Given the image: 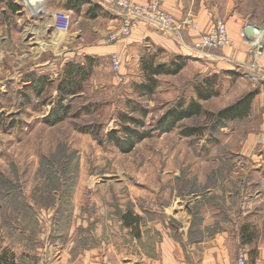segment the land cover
I'll return each mask as SVG.
<instances>
[{
  "label": "rangeland",
  "instance_id": "rangeland-1",
  "mask_svg": "<svg viewBox=\"0 0 264 264\" xmlns=\"http://www.w3.org/2000/svg\"><path fill=\"white\" fill-rule=\"evenodd\" d=\"M41 1L28 0L36 4L33 10ZM72 31L71 25L68 30L62 27L56 31L34 24L25 34L22 30L15 33L5 45L1 40L5 27L0 29V248L11 251L17 264H37V253L44 244L54 241L55 236L63 240L71 231L86 235L88 229L82 225L92 224L95 229L99 218L92 217L104 211L125 214L132 222L139 217L146 248L160 241L159 231L155 238L150 234L155 223L161 229L166 222L170 224L177 230L175 238L181 240L183 230L187 240H196L202 216L200 207L191 203L202 196L214 202L219 175L212 172V166L221 164L217 166L228 169L235 165L240 171L244 167L239 160L231 164L242 146L243 135L222 132L224 122L216 120L214 113L232 99L236 89H246L245 79L219 73L213 80L220 96L201 101L202 108L211 113L209 117L185 118L174 129L160 131L158 124L166 110L195 94L198 81L203 79L199 65L186 60L176 74L155 75L154 88L147 94L136 84L145 82L144 74L149 73L145 64L160 62L146 58L141 61V72L118 81L109 59L92 58L90 73L79 92L63 101L69 107L65 117L51 123L46 118L59 99L56 88L72 55L70 50L78 52L71 57L74 62L83 64L87 57L81 54L82 46L65 42ZM55 42V46L61 44L57 53L61 49L63 55L68 54L62 60H50L46 72L39 73L47 79V85L39 93V84L23 86V81L32 79L29 71L23 70L33 59L30 57H52ZM37 48L43 50L38 52ZM125 126L137 127L148 136L132 148L122 149L113 139L118 137L127 146ZM186 126L201 127L202 134L184 136L181 130ZM230 126L233 129L235 124L227 123L226 128ZM112 132L114 136H108ZM251 145L263 151L255 141ZM223 153L225 165V160L222 163L218 158ZM200 170L209 173L206 180H199ZM224 171L221 176L228 179L229 173ZM239 174L240 186L245 178ZM237 190L240 197L235 199L242 200V190Z\"/></svg>",
  "mask_w": 264,
  "mask_h": 264
},
{
  "label": "crops",
  "instance_id": "crops-1",
  "mask_svg": "<svg viewBox=\"0 0 264 264\" xmlns=\"http://www.w3.org/2000/svg\"><path fill=\"white\" fill-rule=\"evenodd\" d=\"M73 1L44 0L33 10L25 5V0H0V29L5 27L6 31L1 40L8 45L15 33L22 30L25 34L26 29L34 24H43L44 29L54 27L56 31L62 27L68 30L71 25L73 33L65 42H75L79 48L82 46L81 54L91 59H109L111 54H117L124 78L141 72V61L146 58L169 63L175 57L182 56L199 65L203 78L216 75L217 79L219 73L226 72V75L239 80L245 79L246 89H236L231 95L232 99L218 110L236 103L249 92L254 94L245 116L223 120L222 132L243 135L242 146L234 154L231 164L239 160L244 167L240 171L235 165H229L228 169L217 166L221 164L212 166V172L219 175L215 180L218 183L214 188V202H208L202 196L191 203L200 207L202 216L201 225L195 232L196 240H187L183 230L180 232L181 240L175 238L177 230L175 232L170 224L166 222V227L161 229L155 223L150 234L155 238L159 231L160 241L146 248V244L142 243L143 231L138 227L139 217L127 224L125 214L118 216L104 211L92 217L99 218L95 229L92 224L90 227L82 225L88 229L86 235L71 231L72 234L63 240L55 236L54 241L44 244L37 253V264H237L238 252L241 250L246 253V264H264V152L257 151L251 145L254 141L258 145L259 134L264 131V81L260 82L258 78V81H253L246 75L253 64L264 69V0H161L162 7L172 14L175 22L191 16L197 28L184 27L180 37H175L166 29L141 23L129 37L110 44H105L102 37L119 26L118 12L105 7L96 9L93 7L96 4L87 0H80L76 6H72L69 2ZM133 1L143 3L147 0ZM219 16L225 22L231 45L216 50H195L193 44L199 40L200 34L210 30ZM78 23L80 27H76ZM246 23L260 31L262 40L259 41L261 52L253 64L252 46L243 34ZM87 29L90 30V36ZM79 31L83 34L73 35ZM89 38L92 40L89 41ZM57 46L53 49V56L48 59L34 60L39 54L30 57L33 59L23 70L44 74L50 60L59 61L68 54L63 55L61 49L57 53ZM40 48L36 51L43 50ZM71 53L78 52L70 50ZM71 57L69 61H73ZM29 79L22 82L23 86L31 85L32 79ZM219 93L220 90L217 96H220ZM189 98L198 99L196 93ZM198 101L201 103L202 100ZM227 123L235 124L234 128H226ZM224 154L218 157L219 162L223 163L227 159ZM223 168L229 173L228 179L221 176L226 173ZM238 174L245 178L240 186L237 184ZM208 175L207 171L200 170L199 180H206ZM239 187L243 199L237 201L235 198L240 197L237 195ZM244 190L247 192L244 193ZM227 215H230L229 219ZM206 225L214 227L213 230L206 229Z\"/></svg>",
  "mask_w": 264,
  "mask_h": 264
},
{
  "label": "trees",
  "instance_id": "trees-1",
  "mask_svg": "<svg viewBox=\"0 0 264 264\" xmlns=\"http://www.w3.org/2000/svg\"><path fill=\"white\" fill-rule=\"evenodd\" d=\"M80 0H74L73 2H69L72 6H76ZM92 59L90 57L84 58V63L68 61L64 67L62 72V77L60 78L57 84V92H58V100L55 102L56 107L51 109L49 115L46 120L51 123H56L57 121L62 120L65 117L67 110L69 109L68 103L63 102L67 97L73 96L78 93L81 89V84L87 78L91 69ZM186 59L182 56L175 57L169 63H150L145 64L147 66V70L149 73L144 74L145 82H141L136 84V87L140 88L143 93L150 94L154 88V76L157 74H176L178 73L185 65ZM146 70V71H147ZM32 76L31 85L38 86V84L42 87L37 88V93L43 89L47 84V79L39 73L34 71L29 72ZM43 74V73H42ZM41 75V76H39ZM216 79V75H211L203 78L201 81H198L199 84L195 87V93L198 99L189 98L187 102L179 100L175 106L170 107L164 113L162 120L158 124V129L160 131H170L176 127L178 122L185 118H190L192 116L204 115L209 117L211 115L210 112L204 110L202 108L201 103L198 100H207L208 98L217 95L218 90L214 88ZM36 88V87H35ZM253 92H249L242 96L236 103L228 105L222 109H219L214 113V117L216 120H231L234 118H241L246 115L249 101ZM133 123H139V120L135 118H129ZM126 133V142L127 146L124 147V142L120 143L118 137H114L113 139L117 146H121L122 149L132 148L133 144L136 143L141 138L148 136L147 132L139 131L137 127L125 126L123 127ZM184 136H193V135H201L202 128L195 126H186L181 130ZM108 136H114V133L108 134ZM127 221V220H126ZM129 222V223H128ZM132 221H127V224H131ZM0 264H17L14 254L11 253L7 248H0Z\"/></svg>",
  "mask_w": 264,
  "mask_h": 264
},
{
  "label": "built area",
  "instance_id": "built-area-1",
  "mask_svg": "<svg viewBox=\"0 0 264 264\" xmlns=\"http://www.w3.org/2000/svg\"><path fill=\"white\" fill-rule=\"evenodd\" d=\"M91 3L105 7L106 9L117 11L120 16L119 26L109 30L104 38L105 44L114 43L126 39L131 33L141 24L147 23L153 28H163L168 30L175 37H180L184 27L192 29L197 28L191 16H187L179 22H175L172 14L162 7L161 0H147L143 3H136L133 0H87ZM35 10V9H34ZM258 29L250 23L245 24L244 37L245 40L252 46V64L260 54L262 45L254 40L255 33ZM231 45V40L227 31V27L222 18L217 17L210 30L200 34V38L193 44L195 50H216ZM109 62L114 76L118 81L123 80V75L120 71L121 61L117 54L109 56ZM249 73L246 75L253 81L258 79L264 81V69L251 65ZM254 73V74H252ZM258 78V79H257ZM258 145L261 148L259 152H264V131L259 134ZM189 264H200L199 262H191ZM237 264H246V253L241 250L238 252Z\"/></svg>",
  "mask_w": 264,
  "mask_h": 264
},
{
  "label": "bare ground",
  "instance_id": "bare-ground-1",
  "mask_svg": "<svg viewBox=\"0 0 264 264\" xmlns=\"http://www.w3.org/2000/svg\"><path fill=\"white\" fill-rule=\"evenodd\" d=\"M44 0H42L41 2H43ZM25 5L26 6H30L32 9L34 8V6L36 5V4H30L29 2H28V0H25ZM34 5V6H33ZM260 34V31L259 32H256L255 33V38H254V40L253 41H257V42H259V41H262L261 40V36L259 35Z\"/></svg>",
  "mask_w": 264,
  "mask_h": 264
}]
</instances>
